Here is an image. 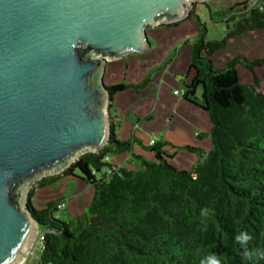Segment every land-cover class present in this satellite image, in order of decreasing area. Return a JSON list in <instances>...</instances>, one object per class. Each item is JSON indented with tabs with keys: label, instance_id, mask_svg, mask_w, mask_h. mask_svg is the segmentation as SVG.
<instances>
[{
	"label": "trees",
	"instance_id": "trees-1",
	"mask_svg": "<svg viewBox=\"0 0 264 264\" xmlns=\"http://www.w3.org/2000/svg\"><path fill=\"white\" fill-rule=\"evenodd\" d=\"M206 9L214 20L213 13H218ZM187 17L197 20L199 30L190 51L193 77L189 83L183 78V97L196 103L200 90L199 106L211 120L207 135L212 148L204 152L183 146L196 152L198 160L190 170H180L169 162L161 143L142 146L154 155L147 160L132 153L139 141L116 139L112 126L102 149L82 154L62 172L77 171L93 187L85 213L66 221L54 215L57 200L40 209L29 204L42 236L38 264H199L209 253L221 264H253L234 243L241 230L252 235L250 247L264 248V92L257 90L253 73L264 65V56L253 61L236 56L220 69L211 61L230 38L264 30V0L225 16L221 40L205 39L206 28L194 8ZM238 64L253 73V86L240 82ZM149 81L147 74L139 83L108 88L111 94L139 90ZM123 152L139 167L126 169L106 160ZM54 179L43 178L36 186H48Z\"/></svg>",
	"mask_w": 264,
	"mask_h": 264
},
{
	"label": "water",
	"instance_id": "water-1",
	"mask_svg": "<svg viewBox=\"0 0 264 264\" xmlns=\"http://www.w3.org/2000/svg\"><path fill=\"white\" fill-rule=\"evenodd\" d=\"M197 1L0 0V264H17L39 232L36 183L107 144L106 63L145 52L148 27Z\"/></svg>",
	"mask_w": 264,
	"mask_h": 264
},
{
	"label": "crops",
	"instance_id": "crops-1",
	"mask_svg": "<svg viewBox=\"0 0 264 264\" xmlns=\"http://www.w3.org/2000/svg\"><path fill=\"white\" fill-rule=\"evenodd\" d=\"M146 34L150 42L149 49L108 61L105 66L103 82L107 87L120 82L139 83L150 74V81L145 87L112 94L110 108L114 135L120 141L131 138L139 141L140 144H133L132 153L147 160H153L154 155L142 146H149V141L155 137L156 143H161L162 149L171 156L169 162L175 168L190 170L197 162L198 154L182 147L197 148L204 152L212 148L207 135L212 126L211 120L199 106L200 100L196 97V103H193L181 94H175V91L180 93L184 90L183 78L189 83L193 77L189 71L190 51L198 35V26L193 18L185 17L173 25L148 28ZM236 56H243L249 61L263 57L264 30L247 31L230 38L224 49L211 56L213 68H222ZM165 62L168 63L164 65ZM263 69L264 65L253 69L258 83H264ZM236 71L240 82L253 85L251 71L240 64L236 65ZM257 90L264 92L260 85ZM106 160L126 169L139 167L138 161L129 152L110 155ZM53 177L55 179L50 185L33 188V196L41 204L37 208L59 198L58 203L63 206L56 211L64 209L63 220L81 215L92 199L93 187L81 179L77 171L72 175L61 173ZM67 180L74 181L75 185L71 186L72 183ZM64 190L70 194L63 199Z\"/></svg>",
	"mask_w": 264,
	"mask_h": 264
},
{
	"label": "rangeland",
	"instance_id": "rangeland-1",
	"mask_svg": "<svg viewBox=\"0 0 264 264\" xmlns=\"http://www.w3.org/2000/svg\"><path fill=\"white\" fill-rule=\"evenodd\" d=\"M257 1L258 0H201V1L195 2L193 4L192 8H194V11L196 12V14L199 17V21H200L199 23L204 25L206 28L205 39L207 41H215V40H221L224 37V34L226 32V30H225L226 25H225V22L223 19L225 16H228L231 14H233V15L238 14L243 9H246L247 7L256 3ZM207 7H209L212 11L218 13V15L213 13L214 14L213 15L214 20H210L209 14H208L207 9H206ZM194 20H195V22L198 26V30H199L198 22L196 19H194ZM148 28H152V27H148ZM196 39H197V37H196ZM196 39H195V41H196ZM175 52H176V47L173 51V55L175 54ZM261 71L262 70H260V72ZM241 78L242 79L244 78L243 73H241ZM259 85H260V87L264 88L263 82L258 83V86ZM196 97L198 99H200V90H198V92L196 93ZM67 181H69V180H67ZM70 183H72L71 186L75 185L74 181L70 182ZM36 187H34V189H37ZM42 188H44V187H42ZM70 188H71L70 190H72V187H70ZM65 192L66 191L64 190L63 199L68 197L70 194V192L69 193L68 192L65 193ZM55 200L58 201L59 198L54 199V201ZM30 203H31V206L33 208H37L38 205H41L35 200V198L33 196V192L30 196ZM46 203L42 204V206L44 207ZM37 209H39V208H37ZM86 210H87V207L84 209L83 212L85 213ZM64 214H65L64 209H60V210L54 212L55 216H58L59 218H61L60 220H63L62 216ZM70 219H73V218H69V219L67 218L66 221H68ZM38 254H39V249H37V246L34 243L28 249L27 255L25 256V259L22 262V264H38Z\"/></svg>",
	"mask_w": 264,
	"mask_h": 264
},
{
	"label": "clouds",
	"instance_id": "clouds-1",
	"mask_svg": "<svg viewBox=\"0 0 264 264\" xmlns=\"http://www.w3.org/2000/svg\"><path fill=\"white\" fill-rule=\"evenodd\" d=\"M233 239L245 261H251L255 264L258 260H264V248L250 247V242L253 239L250 233L241 230L234 235ZM199 264H221V261L215 253H209L200 259Z\"/></svg>",
	"mask_w": 264,
	"mask_h": 264
},
{
	"label": "built area",
	"instance_id": "built-area-1",
	"mask_svg": "<svg viewBox=\"0 0 264 264\" xmlns=\"http://www.w3.org/2000/svg\"><path fill=\"white\" fill-rule=\"evenodd\" d=\"M175 94H181V95L183 96V91H181L180 93H178L177 91H175ZM156 140H157V139H156L155 137H153V138L149 141V146L155 144V143H156ZM105 172H106L107 174H110V173H111V169H106ZM62 206H63L62 203H58V204L56 205V208L58 209V208H60V207H62ZM41 240H42V236H41L40 233H38V234L36 235L35 239L33 240L32 244L35 243L36 246H37V249H39L40 244H41ZM32 244H31V245H32Z\"/></svg>",
	"mask_w": 264,
	"mask_h": 264
},
{
	"label": "bare ground",
	"instance_id": "bare-ground-1",
	"mask_svg": "<svg viewBox=\"0 0 264 264\" xmlns=\"http://www.w3.org/2000/svg\"><path fill=\"white\" fill-rule=\"evenodd\" d=\"M27 252H28V250L24 252L23 256L20 258V260L17 262V264H22V262L25 259V256L27 255Z\"/></svg>",
	"mask_w": 264,
	"mask_h": 264
}]
</instances>
